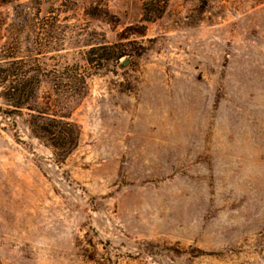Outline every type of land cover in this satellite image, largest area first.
I'll return each instance as SVG.
<instances>
[{
	"label": "rangeland",
	"instance_id": "obj_1",
	"mask_svg": "<svg viewBox=\"0 0 264 264\" xmlns=\"http://www.w3.org/2000/svg\"><path fill=\"white\" fill-rule=\"evenodd\" d=\"M149 1L0 0L12 57L128 54L88 80L62 163L29 112L0 114V264H264V0H166L146 22Z\"/></svg>",
	"mask_w": 264,
	"mask_h": 264
},
{
	"label": "trees",
	"instance_id": "obj_2",
	"mask_svg": "<svg viewBox=\"0 0 264 264\" xmlns=\"http://www.w3.org/2000/svg\"><path fill=\"white\" fill-rule=\"evenodd\" d=\"M166 5V0H150L144 6V21L159 18ZM47 22L43 18L41 23L33 25L45 27ZM18 45L16 40L6 50L4 47L0 50V101L6 107H0V114L12 119L15 115L22 116V111L29 112L30 133L51 148L62 163L78 146L80 132L70 118L72 110L87 94L88 80L107 63H118L128 54L116 46L91 47L85 54L86 68L72 65L58 71L43 67L38 54L28 58L12 57L11 52L18 49ZM44 84L50 85L51 93L41 105L39 92Z\"/></svg>",
	"mask_w": 264,
	"mask_h": 264
},
{
	"label": "water",
	"instance_id": "obj_3",
	"mask_svg": "<svg viewBox=\"0 0 264 264\" xmlns=\"http://www.w3.org/2000/svg\"><path fill=\"white\" fill-rule=\"evenodd\" d=\"M128 64V62H125L124 64H123V66H126Z\"/></svg>",
	"mask_w": 264,
	"mask_h": 264
}]
</instances>
